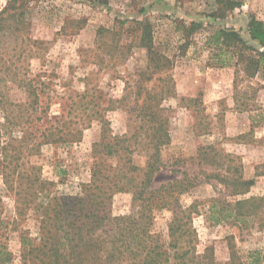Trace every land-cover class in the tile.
Segmentation results:
<instances>
[{"label":"trees","instance_id":"1","mask_svg":"<svg viewBox=\"0 0 264 264\" xmlns=\"http://www.w3.org/2000/svg\"><path fill=\"white\" fill-rule=\"evenodd\" d=\"M36 1L40 0H5L0 7V177L6 193L14 199L15 217L11 222L16 223L30 210L39 215L36 237L20 232V263L219 264L212 248H205L202 253L196 249L193 217L200 214L198 203H180L181 195L201 183L215 186L214 182L222 187V192L207 200L203 211L207 222L239 230H263L264 196L244 197L254 181L244 179L240 165L213 146L198 149L193 173L174 171L181 177L152 186L154 176L166 164L161 150L171 140L161 104L174 97L175 92L169 74L171 59L157 50L153 27L147 19L131 21L133 25L125 32L128 42L123 45L113 46L118 33L98 30L93 49L100 69L112 68L117 60H125L133 47L145 51L146 65L125 81L123 95L115 101L117 106L109 101L105 109L128 105L134 117L130 133L109 134L108 122L95 109L99 104L92 96L87 100L89 89L75 96L76 110L81 113L75 110L52 116L50 106L56 94L52 74H33L31 68L33 59L42 58L44 47L43 41L30 35V7ZM217 5L214 17L219 18L240 7L235 0H217ZM203 28L199 21H177V49L184 51L194 34ZM247 32L258 47L249 45L232 27L212 29L204 42L211 53V64L243 67L249 78L263 70L264 22L250 18ZM13 91H18L20 98L15 99ZM185 101L195 105V99ZM94 120L101 124V135L92 145L89 183L81 185L79 195H53L46 202L37 203L53 183L40 177L41 167L32 158L39 157L44 146L80 142L83 127ZM138 150L146 153L142 169L129 158ZM111 159L115 165L107 163ZM121 192L131 193V205L127 214L115 216L111 211L112 198ZM162 210L171 213L166 240L152 229L155 214ZM8 226L9 222L0 218V264H9L13 259L6 244ZM234 256L231 248L230 262L222 264L236 263ZM249 264H264V250L252 253Z\"/></svg>","mask_w":264,"mask_h":264},{"label":"rangeland","instance_id":"2","mask_svg":"<svg viewBox=\"0 0 264 264\" xmlns=\"http://www.w3.org/2000/svg\"><path fill=\"white\" fill-rule=\"evenodd\" d=\"M5 0H0L1 4ZM40 0L30 7V35L43 41L39 59L31 61L32 73L40 71L52 74L56 94L50 106L52 116L74 112L77 109L76 95L89 89V96L99 104V111L108 122L110 135L129 134L133 114L128 105L113 107L123 95L125 81L136 69L146 65L145 51L136 47L127 52L125 60H117L112 68L100 69L95 64L93 49L97 31L107 29L118 33L115 46L123 45L126 30L131 21L147 19L153 27L154 43L158 51L171 59L169 74L174 85V97L165 99L161 107L168 119L170 143L162 148L161 158L165 166L155 176L153 187H158L179 172L195 171V156L198 149L213 146L222 155L232 157L240 165V173L246 180L254 181L244 197L264 196V69L253 78L243 73V67H217L211 63V53L206 49L205 37L216 27H232L251 46L247 25L250 18L264 22V0H235L240 7L214 17L217 0ZM219 15V12L218 14ZM199 21L204 30L194 34L193 41L182 52L178 47L180 34L175 31L177 21ZM113 63L110 65L112 66ZM105 65V64H102ZM151 84V83H150ZM14 98H20L13 91ZM183 99V100H182ZM195 99L194 104L185 100ZM73 104V105H72ZM76 112H80L76 110ZM80 142L67 146H44L41 154L32 161L41 167L40 177L52 185L48 193L40 195L37 203H44L53 195L76 196L81 185L89 183L92 162V145L101 135V124L92 121L83 127ZM131 162L144 168L146 153L138 150L129 155ZM108 164L115 165L111 159ZM174 171H179L174 172ZM201 183L180 196V203L188 206L198 203L200 214L193 217L197 232L196 249L202 253L212 248L216 262H230L231 248L234 264H249L250 255L264 250V229L239 230L229 225L213 226L203 214L207 200L222 192L218 184ZM0 218L9 222L6 244L13 254L12 262L20 263V232L34 238L38 231L39 215L34 210L16 223L15 204L7 194L0 177ZM132 195L117 193L112 198L113 215L129 212ZM171 213L166 210L155 214L153 232L163 240Z\"/></svg>","mask_w":264,"mask_h":264}]
</instances>
